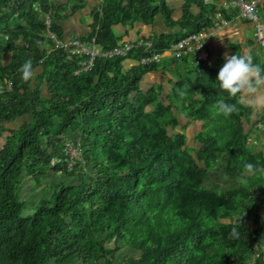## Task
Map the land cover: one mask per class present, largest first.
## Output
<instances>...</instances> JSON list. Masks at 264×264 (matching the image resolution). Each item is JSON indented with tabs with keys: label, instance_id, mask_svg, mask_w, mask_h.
Returning a JSON list of instances; mask_svg holds the SVG:
<instances>
[{
	"label": "trees",
	"instance_id": "1",
	"mask_svg": "<svg viewBox=\"0 0 264 264\" xmlns=\"http://www.w3.org/2000/svg\"><path fill=\"white\" fill-rule=\"evenodd\" d=\"M36 4L63 37L58 20L84 0H74L70 12H57L53 0H0L1 29L8 12L26 19L0 41L1 52L11 51L8 62L0 59V264H118L121 241L137 252L120 264H250L251 257L264 264V148L248 142L252 107L241 100L234 67L220 55L196 63L189 53L124 67V58L137 60L135 48L74 72L83 56H67L48 40ZM216 10L236 15L219 0H182L177 18L167 0H101L81 38L110 48L123 38L115 25L154 22L161 13L171 30L151 40L162 49L212 24ZM260 11L264 18V3ZM46 40L51 46L43 47ZM256 43L253 35L244 60L262 77L264 49L258 53ZM161 64L181 67L169 78L166 101L156 83L141 87ZM37 67L33 80L28 73ZM25 115L17 126L6 124ZM181 116L201 120L199 144L188 142ZM178 122L183 127L170 132ZM71 131H78L81 158L71 168L51 165ZM217 162L233 183L206 180ZM49 168L77 180L58 179L24 212L22 171L39 183Z\"/></svg>",
	"mask_w": 264,
	"mask_h": 264
},
{
	"label": "rangeland",
	"instance_id": "2",
	"mask_svg": "<svg viewBox=\"0 0 264 264\" xmlns=\"http://www.w3.org/2000/svg\"><path fill=\"white\" fill-rule=\"evenodd\" d=\"M87 0H84V4L81 8L78 9L80 11L81 15L84 16L83 18L87 19L91 15V11L94 7H98L100 5L101 0H93L91 4L89 5ZM54 4L56 3V0H53ZM74 0H67L66 2H63L61 5L64 4L66 7V11L70 12L71 6L73 4ZM167 3L170 5V7L173 9L172 14L177 18L179 17L180 14V9L182 5V0H167ZM37 5V10L39 11L38 17L39 19L44 20L46 18V14L48 12H43L39 9L38 4ZM193 9L196 10L195 6L192 7ZM64 8L61 6V8H57V12H63ZM77 11V12H78ZM76 12H71L70 15H73ZM50 14V13H48ZM51 17L53 18V15L50 14ZM156 20L154 22H142V21H137L134 23L132 27L129 25H122V24H117L113 28L116 32H120L125 36L124 34V28H128L127 34L130 35L129 38H135L137 35H143V36H148L150 39L153 38L154 34H158L160 32H168L171 30V28L168 26L167 22L164 20V17L161 13L156 14ZM8 16L6 18L7 21V26L6 28L3 27L2 29L0 28V41L2 43L8 42L9 40L12 39L14 33L16 32V28L21 27L23 24L26 23L25 17L21 16L18 14V12H8ZM54 19V18H53ZM52 19V21H53ZM93 19V18H92ZM88 30H89V25H88ZM78 35L82 36L80 34H71L68 35ZM66 37V38H67ZM21 38H18L16 40V43L20 42ZM43 42V47L44 46H51L49 42ZM258 53H261V48L259 47L258 43L256 45ZM11 55V51H0V59L3 63H6L9 61ZM128 61V62H126ZM124 62L125 65L124 67H127L130 65V63H135L136 61H129V59H126ZM173 66H167L166 64H161L159 66V69L156 71H151L147 72L143 77H142V88H148L154 83L158 85V89L161 91L162 95L161 98H163L164 101H166V94L169 92L170 87L172 86V83L170 82L169 78H175L176 74H178L181 70V67L179 66V69H172ZM39 70V68H33L32 70L29 71L28 75L30 78L33 79L34 74ZM253 74V75H252ZM255 70L253 72H245V71H240L237 72L236 75H238V78L241 80V83L244 86L243 90V95L241 96V100L243 103L247 104V102L251 98V94H248L250 88L249 86H252L256 88L254 90V108L255 112L252 114V122L251 121H246L245 122V127L248 128L249 130V136H248V142L250 145L255 148H264V129L258 127L257 121L261 119V115L264 112V75L260 77L261 83H257L255 80ZM257 76V74H256ZM258 78V76H257ZM34 80V79H33ZM256 81V82H255ZM247 85V86H246ZM29 117L28 115L25 116H19L15 118L14 120L7 121L6 124L11 125V126H17L21 121H23L25 118ZM181 121H185V129L187 132V140L188 142L191 143V145L199 144V138L197 136V131L200 130V124L201 120H192L187 118L185 116H181ZM181 122L178 123H171L168 126V130L171 132L175 129H180L182 128ZM7 132V131H6ZM78 135V131H71L70 134H68V137L74 138ZM4 140V135L0 134V146H2V142ZM21 178V197L26 200L27 203V208H26V213H31L34 211V207H32V203L36 202L40 197L49 195L51 190H52V184L55 183L58 179L64 180V181H76V176H67L62 172V170H53L49 168L45 173L42 174L41 180L39 183H37L34 179V177L26 172L24 169L20 175ZM207 181L216 179L220 181H227L228 183H233L234 179L236 177H233L231 175H228L225 173L224 167L220 162H217L216 166L214 168L208 169L206 172L205 176ZM137 249L130 247L128 244L124 243L121 241V244L118 249L115 250V258L114 262L120 264L124 263V258L127 254L129 253H136ZM252 257L249 259L251 261ZM50 264H54L53 259H50L49 261ZM74 264H80L78 260H74ZM251 264V262H250Z\"/></svg>",
	"mask_w": 264,
	"mask_h": 264
},
{
	"label": "built area",
	"instance_id": "3",
	"mask_svg": "<svg viewBox=\"0 0 264 264\" xmlns=\"http://www.w3.org/2000/svg\"><path fill=\"white\" fill-rule=\"evenodd\" d=\"M264 0H229L228 7L236 9L238 17L244 20H251L254 23L253 35L256 42L264 49V18L261 15L260 5ZM44 19L45 35L48 40L55 45L61 46L67 56L80 55L81 67L75 69L77 72L80 69H90L98 56L113 57L118 55H126L132 49L139 48V54L136 62L147 64L154 61H160L166 57L181 56L182 54L189 53L196 63L202 60H209L212 56L210 46V39L216 41L221 40L218 34L219 30L231 23V18L227 17L221 10H216L211 14L212 24L206 25L197 31H190L184 34L180 39L171 43L168 47L159 49L153 46L152 40L148 36L139 35L130 39L123 38L113 47L101 48L96 42L94 37L90 39H83L78 35L59 37L57 32L52 29V17L46 14ZM28 66V65H27ZM258 127L264 129V120L257 121ZM63 145L58 153H54L50 157L49 163L52 165L56 161L62 163L67 168H71L76 159L82 156V145L79 138L66 137L62 141ZM253 264V259H251Z\"/></svg>",
	"mask_w": 264,
	"mask_h": 264
},
{
	"label": "crops",
	"instance_id": "4",
	"mask_svg": "<svg viewBox=\"0 0 264 264\" xmlns=\"http://www.w3.org/2000/svg\"><path fill=\"white\" fill-rule=\"evenodd\" d=\"M66 1L67 0H56V3L57 5H59L60 3L62 4L63 2H66ZM92 1L93 0H87L86 2L90 5ZM228 1L229 0H219V5L225 8L226 10H230V9L234 10V8L228 7L229 6ZM61 6H63L64 11H65L66 7L64 6V4L60 5L59 7L61 8ZM77 11L78 9L74 11L76 13H74L73 15H70L71 14L70 13L68 17H63L58 20L61 24L63 35L66 37L71 34L85 35L88 31L89 23L91 22V20H93L92 16H89L88 19L87 17L86 19L83 18L84 16L81 15L80 11L78 12ZM253 26H254V23L251 20L241 19L236 14L235 16H233V18H231V23L229 25L219 30L218 34L221 36L220 41H216L213 38L210 39L212 56L220 55L226 62L230 63L234 67L236 78H238V75H236V73L242 70L245 72L247 71L253 72V69H251L249 63L244 60L250 51L249 39L253 38V29H254ZM116 33H120V32H116ZM129 36L130 35L126 33L125 36H123V38H128ZM166 58H169V57H166ZM126 59H129L130 62L136 61L132 58L126 57L123 59V66L125 65L126 62H128V61L124 62ZM131 64L132 63H130V65ZM255 78H256L255 80L257 81V83L262 82L261 79H259L260 77L257 78L256 74H255ZM249 88L250 90L247 93L251 94L252 96L250 100L247 102V104L251 105L252 114H253L255 112V108H254L255 103L253 101L254 99L253 93L257 87L254 88L251 84ZM243 90H244V86H243ZM243 90H242L241 96L244 94Z\"/></svg>",
	"mask_w": 264,
	"mask_h": 264
}]
</instances>
